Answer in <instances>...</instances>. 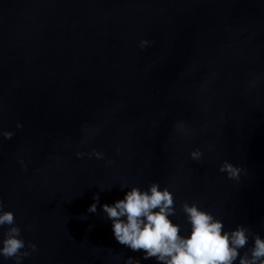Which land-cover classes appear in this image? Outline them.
<instances>
[{
  "label": "water",
  "instance_id": "1",
  "mask_svg": "<svg viewBox=\"0 0 264 264\" xmlns=\"http://www.w3.org/2000/svg\"><path fill=\"white\" fill-rule=\"evenodd\" d=\"M0 131L22 264H158L102 208L153 182L264 239V0H0Z\"/></svg>",
  "mask_w": 264,
  "mask_h": 264
},
{
  "label": "clouds",
  "instance_id": "2",
  "mask_svg": "<svg viewBox=\"0 0 264 264\" xmlns=\"http://www.w3.org/2000/svg\"><path fill=\"white\" fill-rule=\"evenodd\" d=\"M147 43L141 41L140 46ZM182 128V125H177L178 130ZM0 135L10 139L14 133L0 131ZM76 155L82 157L84 153L77 152ZM89 155L102 159L104 154L93 150ZM190 155L192 159L200 160L202 152L197 149ZM219 171L226 173L229 179L239 180L243 169L224 161ZM93 199L96 203L88 208L91 213L97 211L99 196ZM102 208L112 222L115 239L133 252H143L145 260L154 258L158 264H236L237 261L238 264H264V239L243 225L224 230L221 219L202 210L196 203L181 204L186 223L191 226L190 235H181V225L169 219L176 215L175 196L167 187L161 190L156 182L151 183L147 190L134 186L123 199L111 205L104 204ZM4 226L8 227L0 238V257L22 264L23 258L30 255L29 251L22 250L27 247L36 251V245L31 242L26 245L14 213L5 211L0 201V228ZM250 237L253 244L248 247ZM241 249L247 250L241 254ZM125 264H140V261L128 257Z\"/></svg>",
  "mask_w": 264,
  "mask_h": 264
}]
</instances>
